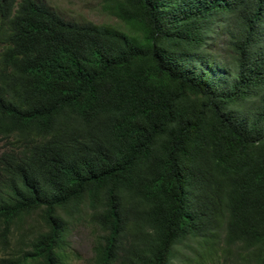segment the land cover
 <instances>
[{"label":"trees","instance_id":"16d2710c","mask_svg":"<svg viewBox=\"0 0 264 264\" xmlns=\"http://www.w3.org/2000/svg\"><path fill=\"white\" fill-rule=\"evenodd\" d=\"M101 9L0 0V264H264V0Z\"/></svg>","mask_w":264,"mask_h":264},{"label":"rangeland","instance_id":"374dc122","mask_svg":"<svg viewBox=\"0 0 264 264\" xmlns=\"http://www.w3.org/2000/svg\"><path fill=\"white\" fill-rule=\"evenodd\" d=\"M59 12L65 19L76 22H92L96 25H111L129 35L133 33L119 19L101 9V0H42ZM96 231L88 223H79L70 228V263L88 264L93 256ZM205 264H236L234 254L223 255L221 261H206Z\"/></svg>","mask_w":264,"mask_h":264}]
</instances>
